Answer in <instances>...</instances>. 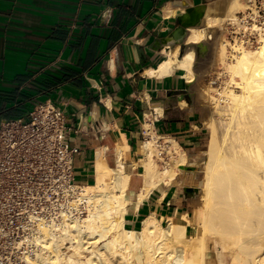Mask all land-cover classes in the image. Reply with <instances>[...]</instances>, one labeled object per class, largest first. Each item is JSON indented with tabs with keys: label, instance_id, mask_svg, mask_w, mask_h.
I'll use <instances>...</instances> for the list:
<instances>
[{
	"label": "bare ground",
	"instance_id": "6f19581e",
	"mask_svg": "<svg viewBox=\"0 0 264 264\" xmlns=\"http://www.w3.org/2000/svg\"><path fill=\"white\" fill-rule=\"evenodd\" d=\"M206 9L202 23L189 27L187 49H165L158 67L147 70L162 77L180 68L194 82L196 44L212 46L213 33L235 24L238 34L233 41L223 37L216 54L225 77L219 86L208 84L205 95V154L190 159L176 146L164 158L146 123L149 136L138 162H128L119 146L112 167L101 152L94 183L75 185V197L56 202L50 214H31L36 225L23 247L24 264H264V14L257 0H216ZM176 12L165 8L166 15ZM187 164L203 166L197 205L178 217L151 212L139 228L126 225L134 166L144 167L139 206L163 181H176Z\"/></svg>",
	"mask_w": 264,
	"mask_h": 264
},
{
	"label": "crops",
	"instance_id": "0c3cea01",
	"mask_svg": "<svg viewBox=\"0 0 264 264\" xmlns=\"http://www.w3.org/2000/svg\"><path fill=\"white\" fill-rule=\"evenodd\" d=\"M214 1L0 0V123L28 118L46 101L62 110L71 127L68 143L78 149L76 184L96 181L99 154L116 167L119 146L128 162H138L149 136L146 123L164 158L176 146L190 159L200 158L207 126L201 103L190 92L192 82L180 68L162 77L147 70L158 67L165 49L177 44L181 52L187 49L188 31L180 18L186 8L197 6L202 23ZM169 6L175 15L165 14ZM203 43L196 44L197 51ZM143 169L132 170L126 225L139 228L151 212L178 217L191 210L192 191L181 186L186 168L138 206Z\"/></svg>",
	"mask_w": 264,
	"mask_h": 264
},
{
	"label": "built area",
	"instance_id": "2783aa9c",
	"mask_svg": "<svg viewBox=\"0 0 264 264\" xmlns=\"http://www.w3.org/2000/svg\"><path fill=\"white\" fill-rule=\"evenodd\" d=\"M62 110L38 104L28 118L0 123V233L28 232L31 214H50L56 202L75 197V154Z\"/></svg>",
	"mask_w": 264,
	"mask_h": 264
},
{
	"label": "rangeland",
	"instance_id": "374dc122",
	"mask_svg": "<svg viewBox=\"0 0 264 264\" xmlns=\"http://www.w3.org/2000/svg\"><path fill=\"white\" fill-rule=\"evenodd\" d=\"M257 4L259 6V9L261 10V14H264V0H257ZM238 14L241 15L242 17L245 16L244 11L239 12ZM228 22L225 23L224 25L225 29H222L224 31L223 34H220V32H217V34L213 33L215 34L214 35L215 37L209 40L210 43L212 41V46L209 43L204 42L202 44L201 49L199 51L196 50L198 55L197 67H196L197 79L194 82H192L190 92L201 103V107L204 110L203 119H205L206 117L205 104L207 102L205 95L207 94V89L209 87L208 84L210 85L212 83L215 86L217 85L219 86L222 83V79L225 77V75L223 74V72L225 71L224 65L220 61V59H218L219 56L216 55L217 53H219L218 52L219 43L223 40V37L233 41L234 36L238 34L234 32L237 29L235 24L233 23L231 24L230 21ZM222 30L221 32H223ZM215 80L217 83L215 82ZM212 93H216V92L214 91ZM206 131H207V137L201 150L207 146L210 139L209 138L210 130L208 129ZM204 154H205V150L203 152L200 151L198 153V155L200 156H203ZM202 171H203L202 164L201 165L198 164L194 169L188 171L189 175L183 177V179L181 180V186L193 185L199 187L198 185L199 177L201 176L200 174H202ZM197 193L198 190H193L190 194H188V198H190V200L191 198L193 199L192 203L189 200V205L191 209L193 208V205H197L198 203ZM30 222L33 225H36L35 222L31 220V218H30ZM30 232L31 231L0 233V264H11V263L24 264V261H22L23 259L21 256L23 255L22 254L24 251L23 247L27 243V238L30 235L29 234ZM212 252L214 253V251Z\"/></svg>",
	"mask_w": 264,
	"mask_h": 264
},
{
	"label": "water",
	"instance_id": "95a60500",
	"mask_svg": "<svg viewBox=\"0 0 264 264\" xmlns=\"http://www.w3.org/2000/svg\"><path fill=\"white\" fill-rule=\"evenodd\" d=\"M202 11H199L198 7L197 6H189L186 8L185 12H183L181 15H180V18H181V24L183 27H185V32H187L188 28L191 26V25H194V24H197L198 22V19L200 17ZM199 15V16H198ZM137 47V50L140 53L139 51V48L140 46L139 45H136ZM186 169L188 170H191V169H194L193 166H185ZM185 190L190 192V191H193V190H199V187L197 186H193V185H185Z\"/></svg>",
	"mask_w": 264,
	"mask_h": 264
}]
</instances>
